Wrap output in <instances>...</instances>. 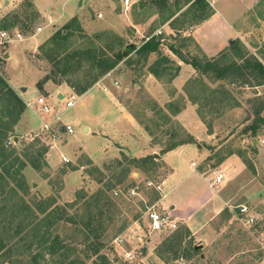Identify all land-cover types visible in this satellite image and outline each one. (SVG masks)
Segmentation results:
<instances>
[{
    "label": "rangeland",
    "instance_id": "374dc122",
    "mask_svg": "<svg viewBox=\"0 0 264 264\" xmlns=\"http://www.w3.org/2000/svg\"><path fill=\"white\" fill-rule=\"evenodd\" d=\"M24 1L0 0V19L8 12L15 11V15L17 13L20 16L19 21L11 20L9 22L11 27L8 28V31L22 33L24 37L20 41L0 47V75L24 99L31 101L39 97L46 98L55 107V111L58 112L57 115L61 116L62 121L53 123L55 119L48 114H43L37 104H33L31 107L27 106L28 109L22 115L8 140V146L16 147L20 154H23L25 149L32 145H35L37 152L41 151L43 147H46L48 151L44 156L46 162L41 161L40 169H35L30 164L24 168V188L19 187L17 181H11L12 187L16 189V194L9 192L8 204L4 205L3 202H0V264H36L27 252L29 242L26 236L30 228L25 226V222L11 217L10 205L21 206L25 200L34 208L40 203L43 204V201L44 203H53V207L63 208L66 217L71 219L60 221L51 227L54 237L58 235L59 242L71 249L72 254L68 256L67 261L75 259L78 254L86 250L88 257L83 259V264H95L98 262L99 255L102 254L107 255L112 264H264V145L254 143L248 135L242 134V129L248 118L252 117L254 105L251 101L253 97L249 96L250 99L247 100V95L253 93H243V90L240 89L241 85L236 88L231 86L236 96L240 98L239 107L229 110L225 104L213 106L210 105L214 100L211 99L210 90L218 88V82L210 75L197 77L202 79L209 88L207 92L203 93L200 91L202 88L194 87L192 84L196 78L190 77L182 90L187 95V90L191 93L192 99H189L195 104L197 115L207 131L214 130L216 135L215 141H198L194 135L185 131L182 123L177 119V113L185 105L182 101V94H178L173 85V80L180 71L177 62L170 63L168 65L170 69L157 77L161 83V88L158 86V99L151 95L148 89L149 83L145 80L146 67L154 54L140 57L132 53L127 62L126 60L122 61L114 70L102 76L91 87H96V85H101L99 88L112 87V93L119 99L123 107L134 114L139 124L151 136L152 148L149 149L150 152L162 154L178 139L181 141L192 137L202 147L209 150L208 153L211 155L209 157L215 153L225 155L227 149L230 148L234 151H241L250 162V165L247 166L241 159L246 168L245 172L220 187V193L227 200L230 216L226 217L223 211L213 219L208 226L207 237L198 239L192 234L194 241H192V236L185 237L180 257L176 261L166 263L158 256L159 248L161 249L162 243L175 231L186 225L176 219L177 230L154 232L150 229L146 214L149 208L153 207L161 212L171 214L170 204L163 201V191L156 188L165 182L169 172L168 167L153 153L144 157L154 156L158 167L140 169L134 165L129 167L123 158L124 153L116 158L105 159L99 156V158L93 159L86 152L81 145L95 146L98 140L85 135L81 126L89 118L92 119L96 109L100 107L101 100L104 99L103 90L94 89L82 101L79 100L74 107L66 108L64 98L70 95L71 90L69 89L78 94L77 90L71 86H78L85 79H89L88 75L91 73V69L88 63H84L79 71L74 69L60 77L65 82L56 84V86L63 85V89L54 86L49 92L47 90L48 83L45 84L44 90L39 89L40 72L44 77L53 69V63L46 58L48 47H43L54 34L44 41V33H37L39 27H45L50 23L37 6L52 12L54 16H59L65 0H32L33 8L41 15L32 25V34L25 33V24L29 21L24 14L25 8L22 6ZM136 3L129 11L125 12L121 0H114L113 4L104 0H85L84 5H81L82 18L80 19L84 24L85 33L90 37L101 36L100 40L91 38L95 45L100 47L112 44L116 35L122 36L126 42L135 43L137 47L153 36H161V50L165 54L169 53V46L174 45L189 59L192 57L204 59L205 56L194 41L187 40L194 13L192 9L188 8L186 0L170 1L171 4L176 3L174 9L178 8L183 12L173 22V29L166 27L165 30L161 29L166 24L161 15H154L151 9L141 8V2ZM258 6L259 4L255 7L253 15L242 23V27L243 30H246L245 33H248L246 39L249 53L264 61V18L260 14L264 13V6L260 9ZM29 11L32 10L29 9L28 13ZM133 12L134 18L142 23L138 28L139 32L135 28L126 26L127 20L131 18ZM257 18H260V22ZM69 22L65 24L57 22L56 31ZM159 30L163 31L162 35ZM79 33L71 40L69 53L91 45L89 36L83 37ZM103 33L108 34L103 35ZM113 46L116 50L119 49L116 43ZM9 54H12L13 57L10 61L7 60ZM92 73L97 72L93 71ZM66 81H70V84H67ZM259 89V92L258 90L251 91L254 94L258 93L254 99L263 100L264 87ZM162 117L164 119H161ZM42 119H47L46 121L49 123L52 122L49 130L43 128ZM66 123H71L75 131L74 134L67 132ZM167 132L175 133L176 139L167 135ZM203 136L205 135L203 134ZM259 137H264V131ZM101 143H103L102 140H100ZM209 145L211 148L208 147ZM125 155L129 158H143ZM64 158H67L68 161H65ZM116 159H122L124 166L131 169V173L127 180L114 189V191L120 190L121 196H115L114 191H110L116 205L104 209L105 213L102 217L104 232L100 240L97 242L92 236L87 240V233L81 230L84 221H88L89 211L94 213L99 211L92 198L104 184L109 185L119 179L122 167H116L113 163ZM216 163L218 161L215 158L212 160L207 158L199 162V166L207 173L214 174L215 170L222 169L226 178L234 176L236 169L233 165H217ZM25 179L30 187V193L27 195H25ZM150 182L152 184H149ZM130 184L132 187L129 194L127 190ZM181 201L187 202L185 198ZM242 206L248 207L250 213L257 217L258 227L244 224L239 214ZM99 245L100 253H93L94 246ZM190 245L200 247L201 258L197 256L189 260L186 257ZM127 253L133 255V258H128ZM40 264L47 263L41 261Z\"/></svg>",
    "mask_w": 264,
    "mask_h": 264
},
{
    "label": "trees",
    "instance_id": "16d2710c",
    "mask_svg": "<svg viewBox=\"0 0 264 264\" xmlns=\"http://www.w3.org/2000/svg\"><path fill=\"white\" fill-rule=\"evenodd\" d=\"M170 1L171 0H144L141 1L140 4L141 8L151 9L153 12H158L162 16L163 22L166 23L173 19V17L180 11L178 8L174 9L176 3L171 4ZM186 4L194 13L191 27L202 23L214 14V9L208 0H186ZM22 6L25 8V13H23L29 21V23L25 24V33L32 34V25L41 15L39 11L33 8L34 4L32 0H25ZM262 6H264V0L259 3V9ZM29 9L32 11H29L28 13ZM14 12L15 11L8 12L0 19V31L8 30V28L11 27L9 24L11 20L19 21L20 16L17 13L15 15ZM166 13L167 15H165ZM260 14L262 18H264V13L261 12ZM175 20L176 19H173L170 22L171 26H173ZM78 32H80L79 34L83 37L89 36L85 33L81 20L78 17H74L63 28L57 30L44 44L43 48L48 47L46 58L53 63V69L38 82L40 90H44L45 84L49 81L55 84H62L65 81L60 78L61 76H65L74 69L79 71L84 63H88L91 69L90 72L92 73L94 71L97 73H89V79H85L83 83H80L78 86H71V88L77 90L79 95H83L95 85L102 76L114 70L122 61L126 60L127 62L132 53H135L140 57H148L151 53H156V60L148 68V71L156 77H160L162 72H167L170 69L168 65L172 63V61L161 50V36H153L140 47H137L135 43L126 42L122 36L117 35L112 44H109L106 47H100L95 45L92 39L100 40L101 36H89L90 39L92 38L91 45L84 49L78 48L72 53H69L68 51L71 47L70 42ZM107 34L108 33H103V35ZM187 40H191V38H188ZM115 43L119 47L118 50L113 46ZM169 48L185 63L191 64L197 70L199 76L210 75L217 82L220 81L217 86L218 88H212L210 90L211 99H214L211 101L210 105L225 104L226 107L236 106L238 101L232 91V84L241 85L245 88H256L264 85V62L258 59L255 55H251L240 40H236L234 44L230 45L229 48L220 52L214 58H207L205 56L204 59H200L199 57H192L189 59L174 45H170ZM246 54L250 55L247 56ZM226 80H228V82H225ZM66 83L70 84V81H66ZM192 84H194V87L202 88L200 91L203 93L209 90L207 84L204 83L202 79L196 78ZM187 93L189 98L192 99V95L188 90ZM255 97L251 100L254 104L251 113L252 117L248 118L247 123L242 129V134L248 135L251 141L258 139V136L264 131V99H254ZM156 105L158 104L156 103ZM26 110L27 103L11 87V85H9L5 78L0 75V202H3L4 205L8 204L7 199L9 192L16 194V189L12 187L11 181H17L19 187H22L23 189L24 168L30 164L35 169H40L42 167L41 161L45 160L44 156L48 151L46 147H43L41 151L37 152L35 145H32L31 147L26 148L23 154H20L16 147L8 146V140L15 131L16 126ZM161 119L164 118L162 117ZM147 130L149 129L147 128ZM167 135L174 138V140L177 137L173 132H167ZM178 140L169 146L165 152L186 143H196L199 147H202L192 137L186 140ZM208 147L211 148L210 145ZM233 154L238 155L247 166L250 165L249 160L241 151H234L230 148L227 149L225 155L215 153L212 157H209V160L215 158L218 161L216 164L220 165L226 157ZM123 158L129 167L132 165L140 169H154L158 167L154 156L129 158L123 154ZM113 163L117 168L122 167L119 179L109 185L104 184V186L95 194V197L92 198L95 202V206L99 208V211H97V213L89 211L87 215L88 221H84L81 230L82 232L87 233V240L90 239L91 236L94 237L97 242L100 240L104 232L102 223V217L105 213L104 209L105 207L116 205L110 195V191H114L117 185L127 180L131 173V169L128 166H124L122 159H116ZM100 182L102 183L103 181ZM131 187L132 185L130 184L127 190L128 193L131 191ZM29 193L30 187L25 179V195ZM53 206V203H44L43 201V204L40 203L34 208L27 200H25V203H21V206L10 205L12 219L18 218L20 221L25 222V226L30 228L26 236V239L29 242L27 248L29 256L32 257L36 264H40L41 261H45L47 264H83V259L88 257L87 251L85 250L78 254L75 259L67 261L69 258L68 256L72 254L71 249L60 243L59 236L56 235L54 237L51 232V227L53 225L63 220H71L66 217L63 208ZM229 211L228 208L224 210V215H226V217L230 216ZM41 215H43V217H41ZM71 222L73 223L74 221ZM258 226L259 223H256L253 227L256 228ZM191 236L192 241H194V237L187 226L175 231L171 237L162 243L161 249L159 248L158 251V256L166 263L176 261L180 257V250L185 237L188 238ZM100 250V245L94 246L93 253L99 254ZM57 255L58 257H56ZM47 256H49V259H47ZM197 256H200V258L202 256L200 253V247H193L190 245L186 257L191 260ZM95 264H112V262L107 255L102 254L99 255L98 262Z\"/></svg>",
    "mask_w": 264,
    "mask_h": 264
},
{
    "label": "crops",
    "instance_id": "0c3cea01",
    "mask_svg": "<svg viewBox=\"0 0 264 264\" xmlns=\"http://www.w3.org/2000/svg\"><path fill=\"white\" fill-rule=\"evenodd\" d=\"M80 1L83 0H65L62 4V12L59 16H54L52 12H48L47 10L38 7L36 4L38 10L50 22L47 26L43 27L41 31L37 32L38 34L44 33V41L48 40L56 32L55 26H57V22L65 24L74 17H78L79 19L82 18L81 5H84L85 0L82 4H80ZM104 1H109V4L114 3V0ZM261 1L262 0H208L214 9V14L202 23L191 27L188 36L194 41L201 53L207 58L216 57L220 52L226 50L230 45L234 44L236 40H240L247 49L249 47L246 39V35L248 33H245L246 30H243L242 23L245 22L249 16L253 15L255 7ZM121 2L123 5V0H121ZM129 10L130 9H124L125 12ZM182 12V10L179 11L173 19H176ZM153 13L157 16L160 15L158 12ZM134 15V12L131 13V18L127 20L126 26L131 27L132 29L135 28L137 32H139L138 28L142 23L136 20ZM173 19L166 22L161 29L163 30L166 27L173 29V26L170 24ZM257 19L260 22V18ZM162 30H159L161 35L163 34ZM151 54H154V57H152L151 62L146 67L145 80L149 83L148 89L151 95L158 99V86L161 88V83L157 80L155 75L148 71L149 66L156 60L157 54ZM165 55H167L172 62H177L180 67L179 73L173 80V85L175 86L178 94H182L181 96H183V98H181L183 104L185 105L182 107V110L177 113V119L182 123L185 131L194 135L198 141H215V131H207L200 117L197 115L195 104L189 99L186 92H183L182 90L188 79L190 77H199V73L191 64L185 63L170 48L169 53H166ZM12 59V54H9L7 60L10 61ZM42 78L43 74L40 72L39 80ZM47 83V90L50 92L56 84L51 81ZM219 83L220 81L218 84ZM99 86L96 85V87L91 88L79 97V100L82 101L83 98L94 89L103 90L104 93V99L101 100V105L98 109H96L92 119L89 118V120L83 122L81 126L82 132L85 135L92 136L98 141L95 146H81H83L86 152H88L93 159H97L99 156H102L105 159L110 157L116 158L119 157L121 153L132 157H144L153 153L157 159L162 161L168 167L169 172L162 185V191L164 193L163 201L170 204L171 214L174 218L181 220L198 239L200 237H207V229L213 219L228 208L226 198L220 193V187L222 184L240 177V175L246 170L241 158L238 155L233 154L224 159L221 165H233L236 169L235 174L231 178H226L225 176L221 184H219L216 188H212L210 184L215 175L213 173L203 171L199 166V162L206 160L209 156H211L209 155V150H207V148L199 147L196 143H186L162 154L150 152L149 149L151 150L152 148V138L145 131L144 127L139 124L134 114L127 111L125 107H123L119 99H117V97L112 93V87L109 88L106 86L104 88L101 87L103 88L101 89ZM231 86L234 88L239 87L236 84H232ZM56 87L60 89L64 88L63 85ZM263 87L264 85L256 88L240 87V89L243 90V93H253L252 95H247V100H249V96L255 97L258 95V93L254 94L251 90H258L259 92V88ZM69 90L72 91V89ZM19 95L29 107L36 104L37 100L40 98L28 101L24 99L21 94ZM234 95L238 102L234 107L227 106V109L229 110L236 109L239 107V103L241 104L240 98L237 97L235 93ZM61 97L63 96L61 95ZM66 124L71 125V123ZM203 134L205 136H203ZM100 140H102L103 143L100 144ZM253 142L256 143L255 140ZM183 174L184 176H182ZM184 198L187 202L181 201Z\"/></svg>",
    "mask_w": 264,
    "mask_h": 264
},
{
    "label": "built area",
    "instance_id": "2783aa9c",
    "mask_svg": "<svg viewBox=\"0 0 264 264\" xmlns=\"http://www.w3.org/2000/svg\"><path fill=\"white\" fill-rule=\"evenodd\" d=\"M139 1L141 0H123L124 9L125 10L130 9L136 2H139ZM42 28L43 27H39V31H41ZM23 38L24 37L22 33H10L8 30H2L0 31V47L5 44L20 41ZM116 84L118 85V82H116ZM80 96L81 95L77 94L75 91L72 90L70 95L67 98H64L66 108L74 107L75 104L79 101ZM36 104L40 108L43 114H48L52 116L53 119H55L53 120V123L62 121L61 116L57 115L58 112L55 111V107H53L46 98L40 97L37 100ZM46 120L47 119H42L41 123L44 129L49 130L51 128L52 122L49 123ZM66 130L69 134H74L75 132L72 125H69V124L66 125ZM254 140L257 143L264 145V137H259L258 139H254ZM64 160L68 161L67 158H64ZM214 175H215L214 179L210 184L212 188H216L219 184H221L225 177L224 171L222 169L215 170ZM149 184H152V182H150ZM156 188L161 191L162 185H159ZM130 193L131 191L129 192V194ZM114 195L120 196L121 195L120 190H115ZM239 214L242 220L244 221L245 225L254 226L257 223V217L250 213L248 207L242 206L240 208ZM146 215H147L150 229L154 232L175 231L178 229V223L176 221V218H174L169 213L161 212L153 207V208H149ZM127 256L128 258H131V257L133 258V255H131L130 253H127Z\"/></svg>",
    "mask_w": 264,
    "mask_h": 264
},
{
    "label": "water",
    "instance_id": "95a60500",
    "mask_svg": "<svg viewBox=\"0 0 264 264\" xmlns=\"http://www.w3.org/2000/svg\"><path fill=\"white\" fill-rule=\"evenodd\" d=\"M80 4H82V1H80ZM6 56H8V55H6Z\"/></svg>",
    "mask_w": 264,
    "mask_h": 264
}]
</instances>
